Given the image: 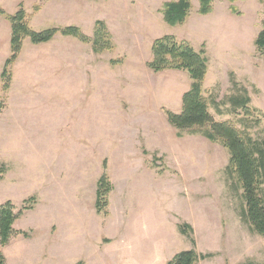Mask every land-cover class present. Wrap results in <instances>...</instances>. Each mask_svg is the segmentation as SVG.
<instances>
[{
	"label": "rangeland",
	"instance_id": "1",
	"mask_svg": "<svg viewBox=\"0 0 264 264\" xmlns=\"http://www.w3.org/2000/svg\"><path fill=\"white\" fill-rule=\"evenodd\" d=\"M50 1L0 0V8L8 14L23 8L40 31L53 26L38 14L42 6H55ZM166 1L96 0L89 7L93 28H80L93 36L103 20L114 47L92 55V43L82 41L89 57L78 74L47 73L54 69L55 41L25 37L9 66L7 91L12 23L0 14V163L8 168L0 179V206L12 201L19 212L34 204L14 222L10 241L0 244L7 264H167L192 248L211 254L199 264H264V235L242 219V190L226 171L229 150L168 121L167 111L182 110L190 74L149 66L153 42L164 35L205 48V93L221 103L211 113L264 140V55L255 43L264 0H214L205 15L192 0L189 17L176 26L164 21ZM39 57H50L53 65ZM244 88L251 96L249 115L228 101L244 95ZM103 173L113 189L106 211L98 212ZM185 223L192 226L188 234L180 231Z\"/></svg>",
	"mask_w": 264,
	"mask_h": 264
},
{
	"label": "trees",
	"instance_id": "2",
	"mask_svg": "<svg viewBox=\"0 0 264 264\" xmlns=\"http://www.w3.org/2000/svg\"><path fill=\"white\" fill-rule=\"evenodd\" d=\"M198 12L202 15L214 10V0H199ZM235 2L236 0H229ZM192 9V0H169L163 3L161 12L164 21L176 26L184 23ZM233 12H238L232 4ZM0 14H4L12 23V55L7 60L3 72L4 91L9 88L11 73L9 66L15 63L25 37H30L34 43L48 42L59 32L65 35L78 37L81 41L91 42L95 53L111 50L114 47L111 32L103 20L95 23L93 36L86 35L80 27L68 26L64 28L50 27L44 30H34L26 19V11L21 8L15 14H8L0 8ZM256 47L260 54L264 55V23L263 28L256 38ZM152 60L149 66L154 71L168 69L184 70L190 74L193 80L191 88L183 94V105L180 112L167 111L168 121L178 130H189L202 133L206 139L212 142H220L230 152L227 173L234 179L238 189L242 190L244 207L242 219L251 230L264 235V140H258L236 126L231 120L218 121L210 111L213 105L218 109L221 105L214 96L208 97L205 93L204 81L209 69V59L205 48L196 49L189 41L179 40L175 35H164L154 40L152 45ZM120 62V61H115ZM6 79V81H5ZM237 87L236 80H232ZM244 95H231L228 101L234 109H243L250 114L251 96L248 89L244 88ZM4 107V101H0V112ZM8 168L0 163V179L4 177ZM113 189L107 173H103L99 180L96 208L98 212L106 211L108 206V193ZM35 201V197L30 198ZM34 204L24 205L19 212H15V205L7 201L0 206V244L6 245L14 235V222L24 210L33 208ZM192 228L189 223L182 224L180 231L188 234ZM27 236L28 234L25 233ZM211 254H200L196 249H187L176 253L167 264H199L202 259ZM0 264H7L5 255L0 249ZM82 264V263H78ZM240 264H259L255 262H243Z\"/></svg>",
	"mask_w": 264,
	"mask_h": 264
},
{
	"label": "crops",
	"instance_id": "3",
	"mask_svg": "<svg viewBox=\"0 0 264 264\" xmlns=\"http://www.w3.org/2000/svg\"><path fill=\"white\" fill-rule=\"evenodd\" d=\"M55 1V6H42L39 11V16L43 19L44 22H47V25H53L52 27L64 28L72 25H77L81 27L84 31L86 30L89 33V29L86 25L91 24L92 28L95 22L94 10L89 8L94 5L96 0H51ZM50 1V2H51ZM53 23V24H50ZM180 37V36H178ZM181 38V37H180ZM55 41V53L53 57L55 58V64L51 62L50 57H39V62H42L44 59L47 61L48 65H53L52 70H46L47 73L50 72H62L65 76H69L70 72L78 74L80 72L79 63L87 64L89 57V50L86 49L89 46L87 43H84L78 40L72 35H63L56 34L52 39ZM90 52L94 55V50L92 45ZM37 57V56H36ZM42 64V63H41ZM86 68L82 69L83 73L86 74ZM209 72L206 77V82L208 80ZM58 77V75H57ZM58 80V79H57ZM59 81V80H58ZM78 79L75 80L74 88L79 87Z\"/></svg>",
	"mask_w": 264,
	"mask_h": 264
}]
</instances>
